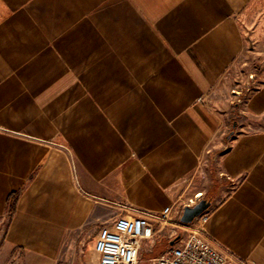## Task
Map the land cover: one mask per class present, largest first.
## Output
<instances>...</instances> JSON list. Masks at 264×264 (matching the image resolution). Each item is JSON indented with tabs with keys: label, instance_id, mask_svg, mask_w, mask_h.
Returning <instances> with one entry per match:
<instances>
[{
	"label": "crops",
	"instance_id": "0c3cea01",
	"mask_svg": "<svg viewBox=\"0 0 264 264\" xmlns=\"http://www.w3.org/2000/svg\"><path fill=\"white\" fill-rule=\"evenodd\" d=\"M252 1L0 0V264H98L102 225L197 195L264 264V81L228 92Z\"/></svg>",
	"mask_w": 264,
	"mask_h": 264
},
{
	"label": "built area",
	"instance_id": "2783aa9c",
	"mask_svg": "<svg viewBox=\"0 0 264 264\" xmlns=\"http://www.w3.org/2000/svg\"><path fill=\"white\" fill-rule=\"evenodd\" d=\"M201 196L189 199L187 205H194ZM183 205L177 212L179 219ZM175 206L163 209L158 217L139 214L119 216L102 225L94 238V251L98 264H138L142 242L153 239L157 224L172 222ZM207 218L206 211L189 224L180 227L186 232L173 238L174 242L161 254L154 256L150 264H245L231 252L221 247L204 231L202 225Z\"/></svg>",
	"mask_w": 264,
	"mask_h": 264
},
{
	"label": "rangeland",
	"instance_id": "374dc122",
	"mask_svg": "<svg viewBox=\"0 0 264 264\" xmlns=\"http://www.w3.org/2000/svg\"><path fill=\"white\" fill-rule=\"evenodd\" d=\"M240 25L245 36V48L231 70L228 85L230 97L235 101L264 81V0H253L246 6L240 15ZM180 224L179 216L173 224H157L159 231L154 238L142 242L138 264H150L152 257L161 254L171 245L170 239L182 233L185 235L186 232ZM93 246L92 238L91 250Z\"/></svg>",
	"mask_w": 264,
	"mask_h": 264
},
{
	"label": "water",
	"instance_id": "95a60500",
	"mask_svg": "<svg viewBox=\"0 0 264 264\" xmlns=\"http://www.w3.org/2000/svg\"><path fill=\"white\" fill-rule=\"evenodd\" d=\"M211 204V200L207 198H201L194 205H186L180 217L181 222L185 224L193 222L196 217L207 211L210 208ZM173 242L174 240L171 241V243Z\"/></svg>",
	"mask_w": 264,
	"mask_h": 264
},
{
	"label": "trees",
	"instance_id": "16d2710c",
	"mask_svg": "<svg viewBox=\"0 0 264 264\" xmlns=\"http://www.w3.org/2000/svg\"><path fill=\"white\" fill-rule=\"evenodd\" d=\"M16 201H17V194L12 197V200L10 202V206H9V216H11L12 213L14 212V210H15Z\"/></svg>",
	"mask_w": 264,
	"mask_h": 264
}]
</instances>
